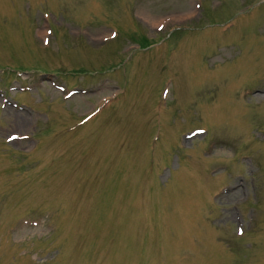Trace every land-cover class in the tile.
<instances>
[{"label": "rangeland", "instance_id": "obj_1", "mask_svg": "<svg viewBox=\"0 0 264 264\" xmlns=\"http://www.w3.org/2000/svg\"><path fill=\"white\" fill-rule=\"evenodd\" d=\"M0 264H264V0H0Z\"/></svg>", "mask_w": 264, "mask_h": 264}, {"label": "trees", "instance_id": "obj_2", "mask_svg": "<svg viewBox=\"0 0 264 264\" xmlns=\"http://www.w3.org/2000/svg\"><path fill=\"white\" fill-rule=\"evenodd\" d=\"M144 40H145V38H143V40H141V42H142L143 44H145V41H144Z\"/></svg>", "mask_w": 264, "mask_h": 264}, {"label": "bare ground", "instance_id": "obj_3", "mask_svg": "<svg viewBox=\"0 0 264 264\" xmlns=\"http://www.w3.org/2000/svg\"><path fill=\"white\" fill-rule=\"evenodd\" d=\"M14 112V111H13ZM18 114V113H17ZM18 116V115H17ZM21 116V115H20ZM24 116V115H23ZM25 117V116H24ZM14 118V117H13ZM19 120V119H18ZM21 121V120H20ZM23 124V123H22ZM21 125V124H20ZM13 128V127H12ZM15 134V133H14ZM20 134V133H19ZM8 135V134H7Z\"/></svg>", "mask_w": 264, "mask_h": 264}]
</instances>
